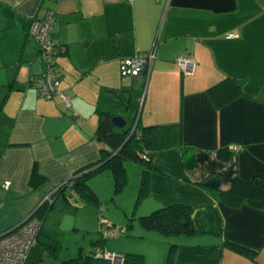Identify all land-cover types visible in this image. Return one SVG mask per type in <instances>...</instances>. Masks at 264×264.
Here are the masks:
<instances>
[{
    "label": "crops",
    "instance_id": "0c3cea01",
    "mask_svg": "<svg viewBox=\"0 0 264 264\" xmlns=\"http://www.w3.org/2000/svg\"><path fill=\"white\" fill-rule=\"evenodd\" d=\"M50 11L54 61L69 106L59 96H41L33 83L45 66L28 30ZM153 46L144 82L120 74L122 56ZM186 53L196 61L190 74L175 61ZM226 76L240 82L242 93L215 106L208 88ZM117 90L130 96V125H165L139 200L142 163L124 160L117 167L119 186L136 196L124 207L131 223L138 213L182 202L193 209L195 232L170 236L172 264H264V206H228L220 192L235 176L264 181V0H0V233L100 157L106 144L95 133L99 112L124 116ZM224 147L230 152L223 159ZM35 162L45 181L33 187ZM213 177L216 187L205 184ZM68 189L74 191L67 186L57 197Z\"/></svg>",
    "mask_w": 264,
    "mask_h": 264
},
{
    "label": "trees",
    "instance_id": "16d2710c",
    "mask_svg": "<svg viewBox=\"0 0 264 264\" xmlns=\"http://www.w3.org/2000/svg\"><path fill=\"white\" fill-rule=\"evenodd\" d=\"M58 72V70H57ZM59 76V73H58ZM220 89L222 95H215L214 90ZM208 93L212 98L215 106H220L226 101L236 97L242 93L240 82L232 77L226 76L222 80L216 82L210 88ZM57 96V95H55ZM54 97V96H53ZM52 97V98H53ZM130 96L123 94L121 91L116 92L115 104L118 111L126 109L130 103ZM114 115L109 111H100L98 125L96 128V137L104 141L106 147L100 148V157L90 163H87L76 169L72 176L60 183L51 191L50 198L42 201L41 204L33 211V215L41 219V225L37 234L36 244L31 249L25 264H35L42 259L43 251L55 255L58 251L62 240L60 238V229L58 227L49 229L45 225L46 215L51 210L56 197L63 192L65 187H70L89 203H97L98 196L88 179L93 174L106 169H112L115 174L116 186L121 185L118 179L117 167L124 160L139 161L143 165L142 179L138 191L137 200H139L147 192L148 173L152 169L153 149L161 147L160 138L161 131L165 127L162 124H140L132 130L133 125L114 126L111 117ZM180 123H178L179 125ZM181 143V140H179ZM185 152L186 146L179 144ZM227 158L230 152L228 147ZM45 181V176L38 170L35 162L29 178L31 186L35 187ZM222 202L228 206H237L243 201L254 207L264 206V181L258 177L242 178L235 176L232 184L228 189L221 190ZM192 207L182 202H173L165 205L157 206L147 213H140L137 216L139 223L146 229H152L163 235H177L181 233H194L195 228L192 220ZM107 226L110 222L102 221ZM233 248L238 251L254 254L251 247L238 242H229ZM176 243L172 242L166 257V264H172ZM103 244L94 245L91 250H80L77 255L64 258L58 264H111L110 260L103 256ZM123 264H144V256L140 252L127 251L123 252Z\"/></svg>",
    "mask_w": 264,
    "mask_h": 264
},
{
    "label": "rangeland",
    "instance_id": "374dc122",
    "mask_svg": "<svg viewBox=\"0 0 264 264\" xmlns=\"http://www.w3.org/2000/svg\"><path fill=\"white\" fill-rule=\"evenodd\" d=\"M129 107L123 112L129 119L127 125L131 124L129 116L134 111L132 108L129 110ZM139 110L140 108L135 112L133 123ZM88 181L97 193L98 202H86L79 193L70 189L65 196L57 197L46 215L45 225L51 230L56 227L60 229L62 243L55 255L43 251L42 259L35 264H58L64 258L77 255L80 250L89 251L94 245L101 244L103 248L113 252H140L144 256V264H166L173 242L169 239L171 235H159L164 238L163 241L155 239L151 235L155 231L146 229L139 223V213L133 220L134 223H131L133 218L125 215L124 207L126 203L133 204L136 196L131 199L129 187L116 186L111 171L107 170L93 174ZM101 216L110 222L109 226L100 222Z\"/></svg>",
    "mask_w": 264,
    "mask_h": 264
},
{
    "label": "built area",
    "instance_id": "2783aa9c",
    "mask_svg": "<svg viewBox=\"0 0 264 264\" xmlns=\"http://www.w3.org/2000/svg\"><path fill=\"white\" fill-rule=\"evenodd\" d=\"M54 12H48L44 18H38L30 24L28 34L34 39L40 51V57L44 63V70L37 74L33 80L38 93L46 98L57 95L70 105L69 95L60 87L59 76L54 61L56 43L52 37ZM233 33L230 35H236ZM156 57V48L135 52L132 55L122 56L119 60V72L123 76H132L142 82L148 76ZM184 73H193L196 65L194 56L190 53L179 55L175 59ZM239 149V145L232 146ZM4 187L10 185L9 180L2 182ZM47 194L45 199L50 198ZM102 221L105 222L104 218ZM41 225V219L31 212L21 222L0 233V264H25V261L37 241V234ZM103 256L110 260L111 264H123L124 255L120 252L105 250Z\"/></svg>",
    "mask_w": 264,
    "mask_h": 264
},
{
    "label": "water",
    "instance_id": "95a60500",
    "mask_svg": "<svg viewBox=\"0 0 264 264\" xmlns=\"http://www.w3.org/2000/svg\"><path fill=\"white\" fill-rule=\"evenodd\" d=\"M129 106L126 107V109ZM125 109V110H126ZM111 122L114 126H124L126 124V119L122 114H114L111 117ZM135 126L132 127V130L134 129ZM218 183V178L217 177H213L210 178L209 180L205 181V184L212 186V187H216Z\"/></svg>",
    "mask_w": 264,
    "mask_h": 264
}]
</instances>
